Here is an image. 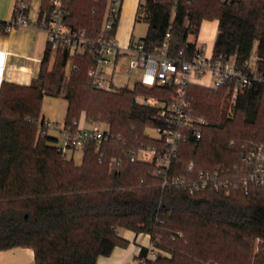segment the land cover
Instances as JSON below:
<instances>
[{
  "label": "trees",
  "instance_id": "1",
  "mask_svg": "<svg viewBox=\"0 0 264 264\" xmlns=\"http://www.w3.org/2000/svg\"><path fill=\"white\" fill-rule=\"evenodd\" d=\"M107 1L67 0L65 23L96 38ZM51 3L40 0V14L47 15ZM135 20L147 24L140 41L146 51L158 49L170 33L168 55L184 51L187 58L196 51L201 25L217 21L221 36L213 55L243 62L257 42L264 68L263 0H146ZM5 26L12 25L0 23V33ZM93 64L88 54L46 45L28 85L0 84V252L30 249L33 264H98L116 247H127L119 234L127 230L150 237L155 259H146L147 249L139 254L147 264H264V185L245 190L234 180L213 191L163 188L155 162L131 161V154L163 147L145 135L147 128H164L158 108L138 98L163 103L175 89L138 81L131 89H97L88 75ZM44 96L67 101L68 134L82 116L107 126L108 139L98 149L94 142L81 148L80 166L58 151L57 138L39 135ZM186 98L204 125L197 142L181 144L170 179L194 178L200 171L228 173L227 179L242 175L243 154L264 147V88H247L231 102L224 88L192 84ZM191 162L193 173L187 171Z\"/></svg>",
  "mask_w": 264,
  "mask_h": 264
},
{
  "label": "built area",
  "instance_id": "2",
  "mask_svg": "<svg viewBox=\"0 0 264 264\" xmlns=\"http://www.w3.org/2000/svg\"><path fill=\"white\" fill-rule=\"evenodd\" d=\"M264 1V0H263ZM122 0H108L98 36L90 39L85 31L75 30L65 23L67 0H52L50 12L40 14L39 4L35 9L32 0H16L14 17L10 22L12 26L22 28H35L46 34L47 45L51 50L66 49L70 54L91 56L93 66L88 75L94 87L106 91H115L112 77L108 68H115L122 58L127 59V69L139 71L138 82L145 87L171 86L176 94L167 102L157 103L153 100L138 98L139 102L155 105L158 108V116L164 123V128L158 130V139L162 142V149L139 148L131 154V161L155 162L158 172L156 176L162 180V187L175 185L189 193L197 191H213L230 186V182L236 180L244 189L248 186L264 185V147L251 146L244 153V167L242 175L231 176L227 179L224 172L204 173L198 172L194 178H172L170 171L177 157L182 143L189 140L197 142L201 137V126L204 121L197 119L190 108L186 98L188 86L200 85L217 90L224 88L230 92V100L234 102L239 92L252 86L264 88V68L258 64L255 58L249 56L243 62H237L234 57L214 56L213 51L207 53L206 46H198L196 51L187 58L184 51L177 56L168 55V41L170 33H167L161 46L153 52L144 49L142 43H136L122 48L115 37L117 21L120 14ZM32 13V14H31ZM85 119L83 122H86ZM76 126L74 134H68L64 130L59 131L58 126L43 122L39 125V135L44 137L51 132H61L62 141L57 146L59 152L66 157V151L83 148L88 142H94L98 149L103 141L108 139L107 129L100 131L97 127L85 128L83 123H73ZM187 171L193 173L194 164L191 162ZM234 173H238L235 168ZM230 178V177H229ZM235 184V183H233ZM142 264H147L144 261Z\"/></svg>",
  "mask_w": 264,
  "mask_h": 264
},
{
  "label": "crops",
  "instance_id": "3",
  "mask_svg": "<svg viewBox=\"0 0 264 264\" xmlns=\"http://www.w3.org/2000/svg\"><path fill=\"white\" fill-rule=\"evenodd\" d=\"M15 1L0 0V23L8 24L12 21ZM145 1L122 0L115 31L116 41L120 47L126 48L133 43L140 42L135 41V18L137 7L140 3H145ZM38 4V0H32V6L35 9L38 7ZM209 23L211 22H204L203 29ZM213 23L216 25V30L218 31L217 21ZM3 30L4 34L0 33V84L2 82H9L28 85L39 71V64L47 45L46 34L42 30L32 27L5 26ZM190 41H194V39L192 38ZM196 43L198 46L206 47L208 43L209 50L207 52H212L215 43L213 34L207 35L205 32H199ZM122 60L123 58L118 61V64ZM84 120L85 117L82 116L80 122L83 123L85 128L91 129L95 127H90L92 123L89 121L83 122ZM87 124H89V127H86ZM58 129L62 131L63 127H58ZM50 136L55 137L54 134ZM123 231L124 233L120 236L128 241L127 247H116L110 256L99 257L97 260L98 264H142L146 259H155L157 251L151 246L148 235H137L131 231ZM141 249L149 250L146 259H139ZM33 259V252L30 249L14 248L0 252V264H33Z\"/></svg>",
  "mask_w": 264,
  "mask_h": 264
},
{
  "label": "rangeland",
  "instance_id": "4",
  "mask_svg": "<svg viewBox=\"0 0 264 264\" xmlns=\"http://www.w3.org/2000/svg\"><path fill=\"white\" fill-rule=\"evenodd\" d=\"M39 2V0H38ZM144 3V2H143ZM143 3H140L136 10V16L137 13L141 10V5ZM136 21V20H135ZM205 26V25H204ZM147 30V24L144 21H136V28L134 32L135 41H141L145 37V33ZM200 32H205L207 35L213 34V40H216V36L218 34V31L216 30V25L211 22L207 27H204L202 24V30ZM193 37H190L192 39ZM194 39V38H193ZM139 43V42H136ZM133 43V44H136ZM207 50H209V44L207 43ZM256 49H257V42L254 43L252 51H251V58L256 57ZM208 53V52H207ZM54 61V57H51V60L48 64V69H51L52 64ZM108 72L110 73V76L112 77V82L114 85V90H120L122 88L131 89L135 82H137L140 78V72L130 71L127 69V59L123 58L120 64H117L115 68H108ZM66 109H67V101L63 98H54L49 96H44L41 104V110L39 114V120L44 119L45 122H49L51 125H57L59 128H62L64 125V118L66 115ZM86 119V118H85ZM90 122V121H89ZM97 127L100 131H104L107 129V126L105 124L94 122L91 124L90 127ZM86 127H89V124L86 125ZM49 135L54 134L57 140L55 141V145H59L62 141V133L61 132H48ZM145 135L151 138H157L159 136V132L156 129L153 128H147L145 130ZM66 158L71 159L73 163L76 166H80L83 159V149L76 148L74 150H68L66 151ZM120 235L124 233L123 230L119 231Z\"/></svg>",
  "mask_w": 264,
  "mask_h": 264
},
{
  "label": "water",
  "instance_id": "5",
  "mask_svg": "<svg viewBox=\"0 0 264 264\" xmlns=\"http://www.w3.org/2000/svg\"><path fill=\"white\" fill-rule=\"evenodd\" d=\"M220 34L218 33L217 36H216V40H218L220 38Z\"/></svg>",
  "mask_w": 264,
  "mask_h": 264
}]
</instances>
